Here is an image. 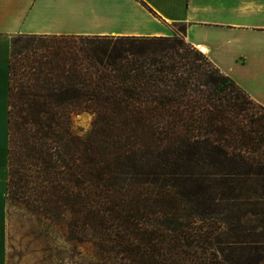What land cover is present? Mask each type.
Returning a JSON list of instances; mask_svg holds the SVG:
<instances>
[{"label": "trees", "instance_id": "obj_1", "mask_svg": "<svg viewBox=\"0 0 264 264\" xmlns=\"http://www.w3.org/2000/svg\"><path fill=\"white\" fill-rule=\"evenodd\" d=\"M182 41L12 36L7 212L98 264H264V107Z\"/></svg>", "mask_w": 264, "mask_h": 264}, {"label": "crops", "instance_id": "obj_2", "mask_svg": "<svg viewBox=\"0 0 264 264\" xmlns=\"http://www.w3.org/2000/svg\"><path fill=\"white\" fill-rule=\"evenodd\" d=\"M175 26L264 107V0H0V264L7 253L11 36L171 37Z\"/></svg>", "mask_w": 264, "mask_h": 264}, {"label": "rangeland", "instance_id": "obj_3", "mask_svg": "<svg viewBox=\"0 0 264 264\" xmlns=\"http://www.w3.org/2000/svg\"><path fill=\"white\" fill-rule=\"evenodd\" d=\"M182 31V26H175L176 34L173 36L182 41ZM76 42L84 51H88L92 46L95 47L91 41L76 40ZM182 42L185 43L184 40ZM90 120L91 115L87 113L77 115L74 126L81 130L80 134L89 131ZM6 220L5 264H98L90 250L66 244L58 231L48 228L23 210L9 207L7 212L6 207ZM251 225L255 226L256 222ZM259 232L264 234V229Z\"/></svg>", "mask_w": 264, "mask_h": 264}]
</instances>
